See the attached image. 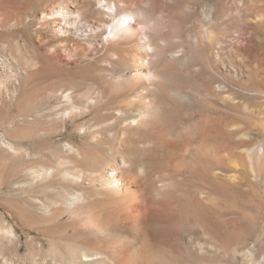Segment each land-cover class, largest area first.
Listing matches in <instances>:
<instances>
[{"label":"rangeland","instance_id":"rangeland-1","mask_svg":"<svg viewBox=\"0 0 264 264\" xmlns=\"http://www.w3.org/2000/svg\"><path fill=\"white\" fill-rule=\"evenodd\" d=\"M48 1L0 0V264H264V0H240L241 8L222 0L223 39L237 36L247 68L221 78L227 89L219 97L203 54L191 49L193 101L170 106L154 133L158 144L137 155L134 207L119 214L109 198L101 201L99 185L89 188L95 202L69 204L76 212L91 205L102 218L96 222L55 214L65 193L71 200L78 189L62 186L51 161L61 144H79L81 136L67 121L48 147L43 87L76 84L95 67L44 57L35 11ZM160 1L129 4L151 18L163 9L168 37L183 35L196 16H178ZM205 125L217 126L218 136L201 138ZM41 165L52 176H31Z\"/></svg>","mask_w":264,"mask_h":264},{"label":"bare ground","instance_id":"bare-ground-1","mask_svg":"<svg viewBox=\"0 0 264 264\" xmlns=\"http://www.w3.org/2000/svg\"><path fill=\"white\" fill-rule=\"evenodd\" d=\"M160 2L163 8L174 7L178 16H196L185 25L183 35L168 37L163 9L151 18L145 7H133L129 0H50L35 11L43 26L36 43L44 57L61 66L86 62L95 67L76 84L50 81L43 87V134L48 147H53L52 138L67 132V121L81 136L79 144H61L59 156L52 157V172L61 177L62 186L67 189L71 182L78 189L71 200L65 193L63 208L55 211L58 217L69 215L73 221L77 213L91 222L102 219L94 218L91 205L81 210L79 206L78 212L69 206L93 201L89 188L98 185L99 195L105 197L101 201L109 198L119 214L132 208L139 198L134 192L137 155L158 144L154 133L170 106L193 101L191 49L203 54V66L211 70L219 97L227 89L221 78L238 77L247 68L237 36L224 38L232 45L225 49L222 0ZM206 3L213 4L205 8ZM234 4L241 8L244 1ZM218 131L215 125H205L201 138L214 139ZM52 172L46 165L29 171L33 177L52 176ZM85 181L89 187L83 185Z\"/></svg>","mask_w":264,"mask_h":264}]
</instances>
